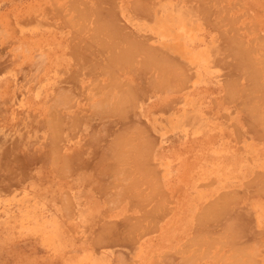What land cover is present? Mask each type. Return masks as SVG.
<instances>
[{
	"label": "crops",
	"instance_id": "crops-1",
	"mask_svg": "<svg viewBox=\"0 0 264 264\" xmlns=\"http://www.w3.org/2000/svg\"><path fill=\"white\" fill-rule=\"evenodd\" d=\"M0 264H264V0H0Z\"/></svg>",
	"mask_w": 264,
	"mask_h": 264
},
{
	"label": "bare ground",
	"instance_id": "bare-ground-1",
	"mask_svg": "<svg viewBox=\"0 0 264 264\" xmlns=\"http://www.w3.org/2000/svg\"><path fill=\"white\" fill-rule=\"evenodd\" d=\"M111 125V124H110Z\"/></svg>",
	"mask_w": 264,
	"mask_h": 264
}]
</instances>
